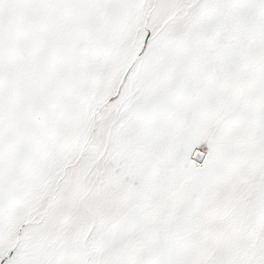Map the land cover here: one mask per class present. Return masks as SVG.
I'll use <instances>...</instances> for the list:
<instances>
[{"label":"snow or ice","instance_id":"obj_1","mask_svg":"<svg viewBox=\"0 0 264 264\" xmlns=\"http://www.w3.org/2000/svg\"><path fill=\"white\" fill-rule=\"evenodd\" d=\"M0 264H264V0H0Z\"/></svg>","mask_w":264,"mask_h":264}]
</instances>
